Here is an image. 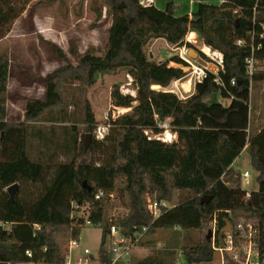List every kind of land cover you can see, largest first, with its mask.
I'll return each mask as SVG.
<instances>
[{"label":"trees","instance_id":"1","mask_svg":"<svg viewBox=\"0 0 264 264\" xmlns=\"http://www.w3.org/2000/svg\"><path fill=\"white\" fill-rule=\"evenodd\" d=\"M38 1L0 0V40L16 19ZM143 1L95 0L98 15L105 8L111 18L105 51H87L72 63L53 46L65 64L42 79L45 97L28 99L19 121L6 116L10 61L6 54L0 55V221L7 224L0 225V264L30 259L63 264L70 241L80 240L85 227L80 208L86 205L88 218L101 228L99 264L111 262L108 236L112 226L130 234L146 225L148 234L158 228L174 227L205 231L215 222L218 230L214 243L201 241L182 248L186 264H199L212 261L215 246L225 244L227 234L220 238V231L227 222L232 226L234 250L241 248L248 240L247 228L239 229L237 225L247 221L253 226L255 261L264 264V129L248 136L250 84L245 59L251 50L235 44L237 37H246L252 30L264 34V0H260L256 15L253 7L257 0L198 3L191 13L181 14L171 1L164 8ZM189 31L197 32L205 45L223 53L224 71L220 75L225 88L210 73L191 95L181 98L165 88L185 75L182 68L169 66V62H186L179 55L161 62L150 59L146 46L157 37L172 45L194 48L185 40ZM255 42L262 45L256 56L264 59V38L257 35ZM121 69L134 78L137 95L123 94L120 84H113V105L130 109L108 121L110 131L104 140L92 135L85 150V136L93 134L96 127L87 90L96 84L100 73H117ZM232 79L235 85H231ZM257 79L263 80L260 75ZM70 85L77 86L82 101V129L71 125L75 146L71 159L59 165L57 174L42 191L28 198L30 190L24 197L18 193L11 200L8 186L18 183L20 189L23 181L37 183L43 173V162L32 159L28 152L35 133L31 125L49 110H56L58 122H63ZM216 92L231 97L230 105L207 101ZM165 121L178 134L177 140L166 142L150 137L149 131L164 132L166 128L159 124ZM246 145L258 173L256 190L244 189L240 172L232 167ZM176 191L187 195L172 207L162 206L154 217L147 208V196L171 202ZM98 192H103L104 198L96 199ZM109 194L114 195L111 201L106 199ZM205 195H212V199L201 203ZM73 204L79 207L76 216L72 214ZM118 209H124L126 214L117 215ZM238 212L248 216H237ZM35 224L41 225L36 232ZM28 249L33 258L26 256ZM224 251L232 253V258L226 255L225 264H240L233 259L234 251ZM135 264L164 263L143 260Z\"/></svg>","mask_w":264,"mask_h":264},{"label":"rangeland","instance_id":"2","mask_svg":"<svg viewBox=\"0 0 264 264\" xmlns=\"http://www.w3.org/2000/svg\"><path fill=\"white\" fill-rule=\"evenodd\" d=\"M146 1L144 2L147 4ZM170 1L174 3L177 13L181 14L192 11L198 3L219 5L225 0H157V6L164 8ZM97 6L98 4L95 0H39L38 3H33L28 10L16 19L10 33L0 40V55L6 54L11 66L9 84L11 92L10 95L8 94L6 115L9 120H22L25 102L28 99L42 96L41 93L45 86L42 79L46 77L45 75L65 64L60 58V54L53 49V46L61 50L72 63H76L77 58L87 51L94 54H102L105 51L111 18L107 16L105 8H103L102 14L99 16ZM185 40L186 42H191L195 49L203 51L202 47L205 44L199 36L197 39L195 33H188ZM186 48L190 49L191 47ZM146 50L150 59L159 62L174 55L181 56L187 65L170 61L169 66L180 68L183 65L185 66L184 71H187L191 63H193L190 56L182 52L180 46L172 45L164 38H151ZM213 51L220 52L218 49H213ZM217 54L206 55L208 59H204L213 65L211 56L217 57ZM211 69L215 70L216 67L213 66ZM17 83H20L24 90L15 98L14 93L16 91L14 88ZM115 83L120 84V91L123 94L137 95L134 78L128 74L127 70L121 69L117 73H100L96 84L87 90V97L96 116V127L107 123L112 118H116L122 112L120 107L118 109L113 105L111 99V88ZM189 87V80L186 79L182 80L181 83L175 80L167 88L175 90L179 97L186 98L194 90L192 88L190 91H185ZM66 98L67 108L64 110L62 123L58 122L56 110H49L42 115L43 117L39 121L31 125V129L35 133L28 144V152L32 159L43 162L44 168L37 183L21 182L18 193H21L22 197L27 195L29 190L32 193L28 192L27 198L34 195V192L42 191L57 174L59 165L69 161L75 151L71 125L77 124L82 129V124L80 123L82 101L79 100L77 86H68ZM206 99L209 102L222 103L224 106H229L232 100L231 97L225 96L221 92H216ZM106 117H109V119ZM166 130L171 131L168 128L159 134H154L152 131L148 133L152 138L166 141L163 135ZM172 141H174V138L166 142ZM235 166L238 172H243L245 169L249 170L251 172L250 179L256 182L257 175L252 170L249 151L241 153ZM247 180V178L243 179V185L250 188L251 185ZM186 195L187 193L176 191L169 205L178 203ZM116 214L123 216L126 211L118 209ZM201 231L202 237L198 239V242L207 240L205 231ZM184 233L186 235L184 239L179 240V243L182 245L196 244L193 242L195 235H193L191 230H184ZM100 239L101 228L99 226L91 225L83 228L79 244L91 249L94 259H91L90 264H99L97 254ZM157 241L160 244L158 250L161 253L170 252L169 249L173 253V262H165V264L184 262L180 247L173 246L172 242L167 239L166 234L159 233ZM79 248H76L75 253L81 252V250H78ZM221 252L215 251L214 257L219 259ZM222 253L225 256L227 255L226 251ZM231 254L228 253L227 256L232 258Z\"/></svg>","mask_w":264,"mask_h":264},{"label":"built area","instance_id":"3","mask_svg":"<svg viewBox=\"0 0 264 264\" xmlns=\"http://www.w3.org/2000/svg\"><path fill=\"white\" fill-rule=\"evenodd\" d=\"M146 1V0H145ZM147 4L151 3L150 1H146ZM260 0L256 1L255 6L253 7L254 15H256L257 9L259 7ZM143 3H145L143 1ZM146 4V3H145ZM264 38L263 33L256 32L255 30H252L246 37H237L235 40V44L240 47H248L251 50V53L249 56L245 59V71L249 78V84L250 88L253 85V82L255 81L256 76L260 75L262 76L264 80V59L258 58L255 54L257 50L261 48V42H258V44L255 42L256 37ZM182 52L186 55H188V48L186 46L181 47ZM212 49V48H211ZM213 50V49H212ZM213 53H218L217 57H212L213 64L216 67L215 70H211L207 66H204L197 62L195 59L191 58L193 60V63H191V66L188 67L187 71L185 69V66L181 65L180 68L183 69L185 72V75L176 80L177 82H182V80H189L190 83V89L193 87L195 89L196 85L198 83H203L212 73L215 75V81L222 86V88H225V84L221 78V72L224 71V55L222 52H216L212 51ZM205 53V52H204ZM206 54V53H205ZM208 55V54H206ZM187 65V64H185ZM235 79L231 80V85H235ZM170 91L175 92L173 89H170ZM108 119V117H106ZM160 126H163L164 128L168 129L169 124L168 121H165L163 123L159 124ZM110 131V124L109 122L104 123L102 125H98L94 131H93V137H95L97 140H104ZM250 175L249 171H245L243 173V176L248 177ZM105 194L103 192H98L95 195L96 199L104 198ZM114 198L113 194H109L106 196V199L111 201ZM163 207H169L167 201L161 200L156 201L153 200L150 196H147V208L148 210L154 215V217H157L159 213L161 212V208ZM78 205L73 204L72 205V214L73 212H76V209H78ZM88 209L89 205H86L82 208H80L81 216L84 217V226H91L93 225L91 220L88 218ZM0 225L7 226L6 223L0 221ZM237 227L239 229H245L247 228L245 237L247 236L246 243L241 246V248L234 250L233 246V240L231 233H226L227 237L225 239V244L221 246H215V248L219 251H234V258L239 261L240 264H258L255 261V258L257 256V250L255 249V246L251 240V235L253 231V226L250 221H247L245 224L244 222H240ZM41 228L40 224L34 225V232L39 230ZM149 230V226H142L141 228H135L132 233L125 234L123 233L119 228L116 226H112L110 229V233L108 236V248L111 252V262L110 264H120L121 258L128 254L134 247L137 246V243L142 240V238L145 236L147 231ZM218 228L215 222L213 223L212 232H214V235L216 234ZM79 240H71L69 243V249L68 254L66 255L65 262L63 264H90L93 253L89 247L82 248V252L80 254H75L74 251L76 248H79ZM26 256L28 258H33V253L31 250H26ZM17 264H47L42 261H34L33 259H30L29 261L24 262H18Z\"/></svg>","mask_w":264,"mask_h":264},{"label":"crops","instance_id":"4","mask_svg":"<svg viewBox=\"0 0 264 264\" xmlns=\"http://www.w3.org/2000/svg\"><path fill=\"white\" fill-rule=\"evenodd\" d=\"M149 1L150 2H154V3H157V0H149ZM175 9H176V7H175ZM188 12L191 13V11H188ZM110 25H111V22L109 24V27H110ZM109 27H108V30H109ZM190 32L195 33V35H196V37L198 39L197 32H195V31H189V33ZM211 48H213V47H211ZM52 71H50V73ZM10 73H11V66H10ZM48 74H46L45 76H47ZM10 78H11V74L9 76V84H10V80H11ZM9 84H8V94L10 95L11 90L9 88L10 87ZM20 85H21L20 83H17L16 86H15V88H14L15 91H16L14 93V97L15 98H17L18 95L20 94V92L24 90V88L22 86H20ZM189 88L187 90H185V91H188ZM192 88L190 90H192ZM165 90L170 91V89H168V88H165ZM194 91H195V89L193 90V92ZM45 92H46V89H45V86H44V89L42 90V93H41L42 96H37L35 98L43 99L45 97ZM25 104H26V102H25ZM24 108H25V105H24ZM116 108H118V107H116ZM120 113H123V112H120ZM263 129H264V80L257 79V80H255L253 82V85L249 89V122H248V128H247L248 136L249 137L254 136V135H256L258 132H260ZM172 133L174 135V141L177 140L178 134L176 132H172ZM244 151H248V145H246V147L244 148V150L242 152H244ZM237 160H238V158L234 161V163L232 165V167L235 170H237L236 169L237 167L235 166ZM252 170L255 171L253 169V167H252ZM245 171H249V170L245 169L243 172H240L241 175H242V177H241L242 178V187L244 189H246V190H250V189L256 190L257 187H258L257 182H255V180H251L250 179L251 178V172L250 171H249L250 172V175L248 177L243 176V173ZM255 174L257 175L258 173L255 171ZM244 178H247L248 179L247 181H249V183L251 185L250 188H247V187H245L243 185V179ZM167 203L169 205L170 202H167ZM174 205L175 204L169 205V207H172ZM212 227H213V223L210 224L209 229L205 230V233H206V238H207L206 241H211V243H214L215 242L214 241L215 240V235H214V232H212ZM210 230H211V236L208 237V234H209V231ZM191 231L193 232V235H195V238H193V242L197 243L198 242V239L202 237V231L201 230H191ZM159 233L160 234H166L167 235V239L172 242L173 246L180 247V249L182 251V248L185 245H182L181 243H179V240L180 239H184V237L186 235L184 233V230H181L180 227H174V228H158V229H156L155 232H151V233L146 234L145 237H144L143 242L140 245L134 247L128 254L124 255L121 258L120 264H135V263L141 262L143 260H148V261H154V260H156V261H160V262H162L164 264H165V262L172 263L174 259H173V253H172V251L170 249H169L170 252H167V253H161L158 250V247H159L160 244L157 241V235ZM84 247H87V246H83L81 244L80 245V248L78 250H81V252H82V249L81 248H84ZM216 251H219V250L216 249ZM222 252L220 253L221 256H220L219 259H216L214 257V259L212 261H210V262H202V263H199V264H225L227 262V258H226L225 255H223ZM74 253H75V251H74ZM80 253H75V254H80ZM182 254H183V252H182ZM93 259H94V255L92 256V260ZM233 259L236 262H239L234 257H233ZM97 260H98V258H97ZM98 263H99V261H98ZM257 263L260 264L259 262H257ZM174 264H186V261L184 259V262H181L180 261V262L174 263Z\"/></svg>","mask_w":264,"mask_h":264},{"label":"water","instance_id":"5","mask_svg":"<svg viewBox=\"0 0 264 264\" xmlns=\"http://www.w3.org/2000/svg\"><path fill=\"white\" fill-rule=\"evenodd\" d=\"M202 54H204L206 56V54L203 51H199V50H197L195 48H190L188 50V55L191 58L195 59L200 64H202L204 66H207L208 68L211 69V67H213L214 64L212 65V63L207 62L204 59V57L202 56ZM152 87L155 88V89L160 88L159 85H153ZM91 139H92V133H87L86 136H85V143H84L85 150L88 149V146L90 144ZM84 184H86V183L84 182ZM18 190H19L18 183H14V184L8 186L7 192L9 194V197H10L11 200H15V197H16V195L18 193ZM211 199H212V195H205V196L201 197L200 202L201 203L209 202ZM76 213L77 212H73V216H76ZM237 216H248V215L246 213H244V212H238ZM231 232H232V226H231V224L229 222H227V225L225 227H223L221 229V231H220V238L223 237L224 233H231ZM210 236H211V230L209 231V234H208V237H210Z\"/></svg>","mask_w":264,"mask_h":264},{"label":"bare ground","instance_id":"6","mask_svg":"<svg viewBox=\"0 0 264 264\" xmlns=\"http://www.w3.org/2000/svg\"><path fill=\"white\" fill-rule=\"evenodd\" d=\"M202 50H203L205 53H207L208 55H215V53L212 52L213 50L211 49V47L208 46V45H204V46L202 47ZM129 109H130V108L120 107V110H121L122 112H125V111H127V110H129ZM163 135H164V140H166V141H171V140H173V138H174L173 133H172L171 131H169V130H166L165 133H164Z\"/></svg>","mask_w":264,"mask_h":264}]
</instances>
